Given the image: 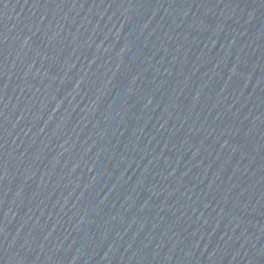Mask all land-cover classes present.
I'll use <instances>...</instances> for the list:
<instances>
[{"label": "water", "instance_id": "95a60500", "mask_svg": "<svg viewBox=\"0 0 264 264\" xmlns=\"http://www.w3.org/2000/svg\"><path fill=\"white\" fill-rule=\"evenodd\" d=\"M264 93V0H191Z\"/></svg>", "mask_w": 264, "mask_h": 264}]
</instances>
